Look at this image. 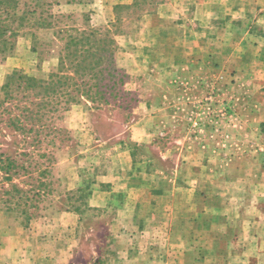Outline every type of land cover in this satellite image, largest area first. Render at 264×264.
I'll return each instance as SVG.
<instances>
[{
    "label": "rangeland",
    "instance_id": "obj_1",
    "mask_svg": "<svg viewBox=\"0 0 264 264\" xmlns=\"http://www.w3.org/2000/svg\"><path fill=\"white\" fill-rule=\"evenodd\" d=\"M92 32L30 130L19 75ZM0 208L38 264H264V0H0Z\"/></svg>",
    "mask_w": 264,
    "mask_h": 264
},
{
    "label": "trees",
    "instance_id": "obj_2",
    "mask_svg": "<svg viewBox=\"0 0 264 264\" xmlns=\"http://www.w3.org/2000/svg\"><path fill=\"white\" fill-rule=\"evenodd\" d=\"M100 33L92 32L90 34H84L79 38H72L68 51L71 48L75 49L76 57H78V63L75 66L74 75L67 74L63 71V68L58 73L52 74L48 79H35L28 76H20L18 78V86L16 90H20L25 95L27 105L24 113L29 115L30 122L32 124L31 129L33 130L36 118L41 114L42 111H47L50 107H58L60 104L69 105L74 104L77 96L90 99L87 92L82 91L86 86L83 76V71L90 69L88 60L93 63H99L106 58L107 55L113 57L116 46L113 40H103L98 38ZM99 43L95 49L90 45L92 41ZM80 49H77L79 46ZM72 54V53H71ZM70 54V55H71ZM79 71L81 72L79 76ZM80 77V78H79ZM81 81V83H79ZM11 85L6 87V96L10 97L13 93H10ZM30 106V107H27ZM52 108V109H55ZM27 117V118H29Z\"/></svg>",
    "mask_w": 264,
    "mask_h": 264
},
{
    "label": "crops",
    "instance_id": "obj_3",
    "mask_svg": "<svg viewBox=\"0 0 264 264\" xmlns=\"http://www.w3.org/2000/svg\"><path fill=\"white\" fill-rule=\"evenodd\" d=\"M243 125L245 122L242 120ZM246 125V124H245ZM244 125V126H245ZM247 127V126H246ZM246 127H242L241 129L244 133L250 131ZM13 214L7 211H3L0 208V264H38V261L34 258L32 251L27 246H20V242H17V249L8 245L11 244L13 239H18L21 233H25L26 229L19 226H13L12 217ZM52 220L48 221L51 222ZM56 222V221H55ZM54 224L58 225L59 223ZM19 228V229H18ZM52 243V241H51ZM53 245V243H52ZM54 245H56L54 243ZM58 248V247H57ZM38 255V254H37ZM52 257V256H51ZM39 258V257H38ZM52 263V262H51Z\"/></svg>",
    "mask_w": 264,
    "mask_h": 264
}]
</instances>
